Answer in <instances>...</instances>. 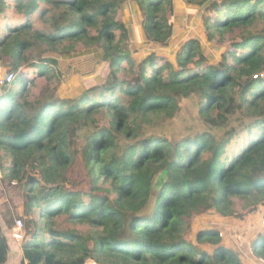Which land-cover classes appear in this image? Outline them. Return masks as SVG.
<instances>
[{
	"label": "trees",
	"instance_id": "1",
	"mask_svg": "<svg viewBox=\"0 0 264 264\" xmlns=\"http://www.w3.org/2000/svg\"><path fill=\"white\" fill-rule=\"evenodd\" d=\"M182 1L201 38L175 31V0H0V172L25 192L24 264H246L228 228L192 224L264 206V0ZM65 62L108 73L62 99ZM188 102L201 129L162 134ZM8 240L0 223V264ZM247 251L264 262V230Z\"/></svg>",
	"mask_w": 264,
	"mask_h": 264
},
{
	"label": "rangeland",
	"instance_id": "2",
	"mask_svg": "<svg viewBox=\"0 0 264 264\" xmlns=\"http://www.w3.org/2000/svg\"><path fill=\"white\" fill-rule=\"evenodd\" d=\"M184 2V1H183ZM188 6L186 3H176L175 4V12L172 18V22L175 26V31L179 32V35H188L190 32L195 31L197 34L196 36L199 38L202 37L203 29L201 28L202 19L196 20L194 18L195 13L188 12ZM208 15V14H207ZM206 15V16H207ZM37 16L35 17V19ZM126 23L130 30L132 31L133 28L135 29L137 36L140 38L139 44V51L143 55H147L150 53L154 48L151 47L149 44L146 43L143 33L137 23L136 17L132 14L125 16ZM4 24H2L1 28L3 30ZM178 35H176L173 39L176 40ZM238 40L237 37L230 38L229 40ZM202 41L207 49L212 51L214 45L210 44L206 38H202ZM231 42V41H230ZM230 42L227 43V48L230 46ZM173 43V42H172ZM176 48H174L173 44L169 46L167 51L161 52L160 56L163 58H168L175 64V56L173 52ZM72 62V61H71ZM65 69H70L68 71L69 76L67 77L66 81L59 89V96L62 99H69V98H77L79 97L84 91L89 90L91 88L97 87L100 85L107 76L108 67L106 65H101L96 69V72L93 74H85V72L77 73L78 68L81 71H86L84 67H79V65H72L71 68H67L69 64L72 63H63ZM31 73L34 71L31 70ZM87 72V71H86ZM23 75L24 72H22ZM35 78V77H33ZM38 85L43 83V80H37ZM37 90L34 91L36 93ZM237 122L235 120H231V125H235ZM201 123L198 120V113L196 108L191 102H188L183 107L182 114L178 117L177 121L173 125H167L164 129L162 134L170 137H176L179 135H184L186 133H192L201 129ZM225 129H215L213 133L217 136H221L224 133ZM247 135H243V137L239 140V142L234 143L231 147L232 152H237L240 149L244 150L249 142ZM246 140V142H244ZM243 142V143H242ZM239 144H241L239 146ZM239 149V150H238ZM231 157V156H230ZM10 157H4V164L6 167L11 166ZM25 192L22 186H17L11 183H3L1 172H0V216L4 219L5 223L8 222L9 219H12L15 223L17 221H22L24 224V228L26 231L27 227V218L25 215ZM219 216H215V214H208L204 216L196 217L193 220V233L192 239H195V235L198 231L207 228H222L219 225ZM1 221V220H0ZM8 226V224L6 223ZM236 228H233V242L236 244L237 247L241 248L239 251L241 252L242 259L246 264H263L264 262L260 259H255L246 249V246H251L253 239L255 236L264 230V206H261L259 211L250 217H248L245 221H237L234 225ZM225 231V230H224ZM226 236V240H227ZM43 240L47 241V235H43ZM250 248V247H249Z\"/></svg>",
	"mask_w": 264,
	"mask_h": 264
},
{
	"label": "crops",
	"instance_id": "3",
	"mask_svg": "<svg viewBox=\"0 0 264 264\" xmlns=\"http://www.w3.org/2000/svg\"><path fill=\"white\" fill-rule=\"evenodd\" d=\"M176 3H184L182 0H175V4ZM190 9V8H188ZM189 13H191V10H188ZM196 19V18H195ZM5 74L1 75L0 78H4ZM0 223L3 227V231L5 233V235L8 237V242H9V253H8V260L6 262V264H24V254H23V244L21 241H18L14 238V232L16 230V223L14 221H12V225H6L4 219H2V217L0 216ZM219 224L223 225L225 227V231L226 232V228H228V237L226 240V243L229 244V246H232L234 248H239L236 246V244L233 242V233H235V231L233 232V228H236V226H234L236 224L237 221L232 222V224L230 225L228 223V221L220 218L219 220ZM241 249V248H239ZM247 249V248H246Z\"/></svg>",
	"mask_w": 264,
	"mask_h": 264
},
{
	"label": "built area",
	"instance_id": "4",
	"mask_svg": "<svg viewBox=\"0 0 264 264\" xmlns=\"http://www.w3.org/2000/svg\"><path fill=\"white\" fill-rule=\"evenodd\" d=\"M14 80V75L9 74L4 78L0 79V85L9 84ZM14 238L18 241L23 242L26 239V231L22 221L16 222V230L14 232Z\"/></svg>",
	"mask_w": 264,
	"mask_h": 264
}]
</instances>
